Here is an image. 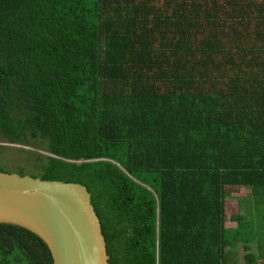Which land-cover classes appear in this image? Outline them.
Instances as JSON below:
<instances>
[{
  "label": "trees",
  "instance_id": "16d2710c",
  "mask_svg": "<svg viewBox=\"0 0 264 264\" xmlns=\"http://www.w3.org/2000/svg\"><path fill=\"white\" fill-rule=\"evenodd\" d=\"M0 133L86 186L110 264H264L224 226L228 186L264 202V0H0ZM0 264L53 263L0 223Z\"/></svg>",
  "mask_w": 264,
  "mask_h": 264
},
{
  "label": "water",
  "instance_id": "95a60500",
  "mask_svg": "<svg viewBox=\"0 0 264 264\" xmlns=\"http://www.w3.org/2000/svg\"><path fill=\"white\" fill-rule=\"evenodd\" d=\"M0 223L37 235L53 264H109L99 217L79 182L0 170Z\"/></svg>",
  "mask_w": 264,
  "mask_h": 264
},
{
  "label": "rangeland",
  "instance_id": "374dc122",
  "mask_svg": "<svg viewBox=\"0 0 264 264\" xmlns=\"http://www.w3.org/2000/svg\"><path fill=\"white\" fill-rule=\"evenodd\" d=\"M49 153L45 150V143L40 139H28L27 143H11L5 138V136L0 133V168L6 172H23L24 174L38 176L39 168L38 162L42 161L45 155ZM228 194L230 197V189ZM236 197V195H234ZM250 197H245L240 199L239 203L243 204ZM226 201V203H225ZM224 201V211L225 215L228 216L231 211H234L232 205L235 203L233 201ZM226 205L228 209H226ZM245 212L242 215L245 216L247 221H256L259 226L258 231L264 234V202L260 201L250 204L247 207L243 208ZM242 208L239 209L241 213ZM251 246L255 248V243L252 242ZM242 247H238L235 250L234 259L242 261Z\"/></svg>",
  "mask_w": 264,
  "mask_h": 264
},
{
  "label": "crops",
  "instance_id": "0c3cea01",
  "mask_svg": "<svg viewBox=\"0 0 264 264\" xmlns=\"http://www.w3.org/2000/svg\"><path fill=\"white\" fill-rule=\"evenodd\" d=\"M227 189H230V194H231L230 197H229V194H228L229 192ZM234 195H236V197ZM245 197H250V198L245 203L240 204L239 200L242 198L244 199ZM225 199L228 201H233L235 203V205L231 206V207H233L234 211H231V213L228 216L225 215L224 226L225 227H235L236 222L232 221L230 219V216L240 213L239 212L240 208H242V210H243V211H241V214H242L243 212H245V210L243 208L247 207L250 204H253V198L251 195V187L250 186H228L226 188V194L224 196V201H225ZM225 203H226V201H225ZM226 209H228L227 205H226ZM224 214H225V211H224Z\"/></svg>",
  "mask_w": 264,
  "mask_h": 264
},
{
  "label": "flooded vegetation",
  "instance_id": "af4514ba",
  "mask_svg": "<svg viewBox=\"0 0 264 264\" xmlns=\"http://www.w3.org/2000/svg\"><path fill=\"white\" fill-rule=\"evenodd\" d=\"M102 229V228H101ZM107 250V249H106ZM109 256V255H108ZM108 260H109V257H108ZM109 263V262H108ZM110 264V263H109Z\"/></svg>",
  "mask_w": 264,
  "mask_h": 264
}]
</instances>
